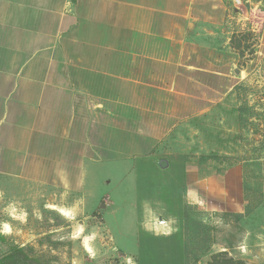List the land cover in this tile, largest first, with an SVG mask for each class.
Wrapping results in <instances>:
<instances>
[{"label": "rangeland", "instance_id": "obj_1", "mask_svg": "<svg viewBox=\"0 0 264 264\" xmlns=\"http://www.w3.org/2000/svg\"><path fill=\"white\" fill-rule=\"evenodd\" d=\"M216 4L180 20L179 70L105 107L91 196L0 197V264H264V0Z\"/></svg>", "mask_w": 264, "mask_h": 264}, {"label": "crops", "instance_id": "obj_2", "mask_svg": "<svg viewBox=\"0 0 264 264\" xmlns=\"http://www.w3.org/2000/svg\"><path fill=\"white\" fill-rule=\"evenodd\" d=\"M216 8V0H0V197H64L79 185L91 196L87 164L103 165L90 153L107 150L105 107L122 105L124 82L149 90L179 70L188 44L180 20ZM110 119L116 125L117 111ZM113 139L110 150H122Z\"/></svg>", "mask_w": 264, "mask_h": 264}, {"label": "trees", "instance_id": "obj_3", "mask_svg": "<svg viewBox=\"0 0 264 264\" xmlns=\"http://www.w3.org/2000/svg\"><path fill=\"white\" fill-rule=\"evenodd\" d=\"M218 257H221L220 255H217ZM215 263V261L213 262V261H211V262H209V263H207V264H214ZM216 264H218V262H216ZM222 264H246V263H244L243 261H241V260H238V261H235V260H233V259H231V258H228L227 260H225Z\"/></svg>", "mask_w": 264, "mask_h": 264}, {"label": "clouds", "instance_id": "obj_4", "mask_svg": "<svg viewBox=\"0 0 264 264\" xmlns=\"http://www.w3.org/2000/svg\"><path fill=\"white\" fill-rule=\"evenodd\" d=\"M80 231L83 232V227L80 228ZM94 238H95L94 234L85 238V247L88 249L89 252H91V248H88V242ZM129 264H132L131 260H129Z\"/></svg>", "mask_w": 264, "mask_h": 264}, {"label": "water", "instance_id": "obj_5", "mask_svg": "<svg viewBox=\"0 0 264 264\" xmlns=\"http://www.w3.org/2000/svg\"><path fill=\"white\" fill-rule=\"evenodd\" d=\"M159 166L160 168L165 169L168 167V162L166 160H161Z\"/></svg>", "mask_w": 264, "mask_h": 264}, {"label": "bare ground", "instance_id": "obj_6", "mask_svg": "<svg viewBox=\"0 0 264 264\" xmlns=\"http://www.w3.org/2000/svg\"><path fill=\"white\" fill-rule=\"evenodd\" d=\"M62 213H63V212H62ZM157 226H158L159 228H165V227L167 226V221H165V220H163V222L159 221V222L157 223Z\"/></svg>", "mask_w": 264, "mask_h": 264}, {"label": "built area", "instance_id": "obj_7", "mask_svg": "<svg viewBox=\"0 0 264 264\" xmlns=\"http://www.w3.org/2000/svg\"><path fill=\"white\" fill-rule=\"evenodd\" d=\"M232 2L236 3V4H240L241 0H231ZM164 219L161 220V222H163Z\"/></svg>", "mask_w": 264, "mask_h": 264}]
</instances>
